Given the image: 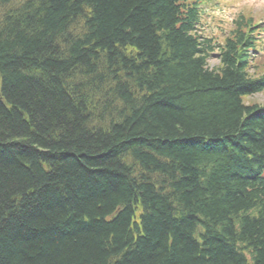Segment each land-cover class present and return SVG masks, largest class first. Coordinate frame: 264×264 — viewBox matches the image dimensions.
<instances>
[{
    "label": "trees",
    "instance_id": "trees-1",
    "mask_svg": "<svg viewBox=\"0 0 264 264\" xmlns=\"http://www.w3.org/2000/svg\"><path fill=\"white\" fill-rule=\"evenodd\" d=\"M204 1L0 0V264H264L251 21L208 66Z\"/></svg>",
    "mask_w": 264,
    "mask_h": 264
},
{
    "label": "rangeland",
    "instance_id": "rangeland-1",
    "mask_svg": "<svg viewBox=\"0 0 264 264\" xmlns=\"http://www.w3.org/2000/svg\"><path fill=\"white\" fill-rule=\"evenodd\" d=\"M252 6V7H251ZM256 13V17L264 18V0H218L205 7L206 14L202 22H231L233 18L242 12ZM217 63L212 61L211 67ZM264 104V93L256 94L247 100V103Z\"/></svg>",
    "mask_w": 264,
    "mask_h": 264
},
{
    "label": "bare ground",
    "instance_id": "bare-ground-1",
    "mask_svg": "<svg viewBox=\"0 0 264 264\" xmlns=\"http://www.w3.org/2000/svg\"><path fill=\"white\" fill-rule=\"evenodd\" d=\"M204 56H205L206 64H208V66H211L212 63L211 57L209 55H204Z\"/></svg>",
    "mask_w": 264,
    "mask_h": 264
}]
</instances>
